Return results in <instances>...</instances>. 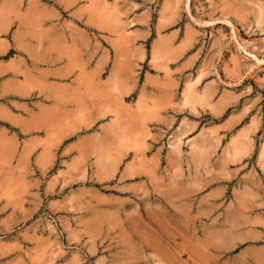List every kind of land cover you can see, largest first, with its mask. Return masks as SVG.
I'll list each match as a JSON object with an SVG mask.
<instances>
[{"label": "rangeland", "instance_id": "obj_1", "mask_svg": "<svg viewBox=\"0 0 264 264\" xmlns=\"http://www.w3.org/2000/svg\"><path fill=\"white\" fill-rule=\"evenodd\" d=\"M39 1L29 81L0 44V264H264V0Z\"/></svg>", "mask_w": 264, "mask_h": 264}, {"label": "crops", "instance_id": "obj_2", "mask_svg": "<svg viewBox=\"0 0 264 264\" xmlns=\"http://www.w3.org/2000/svg\"><path fill=\"white\" fill-rule=\"evenodd\" d=\"M37 2L40 1L0 0V29L2 30L0 33V44L3 45L4 50L13 47L18 52L17 56L21 57L24 62L22 66L25 65L26 67L23 69L25 71L24 75L28 77V81L30 79L29 72H31V68L28 64L27 54L32 49V41H30L31 35L29 33L20 34L18 31H14L12 26L20 20L27 22L28 16L33 14L35 9L39 7L36 4ZM20 35L21 37H17ZM16 79L18 81L21 80L19 76Z\"/></svg>", "mask_w": 264, "mask_h": 264}]
</instances>
